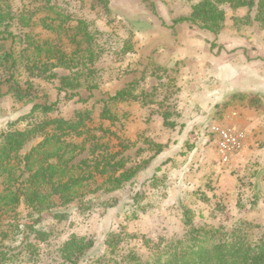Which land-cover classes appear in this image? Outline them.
<instances>
[{"label":"rangeland","instance_id":"374dc122","mask_svg":"<svg viewBox=\"0 0 264 264\" xmlns=\"http://www.w3.org/2000/svg\"><path fill=\"white\" fill-rule=\"evenodd\" d=\"M198 1L109 0L107 8L95 0H51L73 24L86 21L98 49L99 87L86 102L59 95L56 79L25 70L19 79L23 88L31 86L30 94L18 99L9 92L7 74L0 72V132L33 103L58 101L50 117L71 118L88 110L90 133L124 159V169H137L114 192L96 191L89 182L93 192L87 203L58 207L61 217L37 225L46 233L45 239L35 238V232L30 236L38 243L39 256L20 257L16 264H62L59 248L72 234L95 242L92 259L105 253L111 232L122 233L121 252L147 253L148 246L162 239L183 237L187 214L196 226L209 224L251 239L264 235V24L254 19V9L220 3L226 18L216 33L190 23L173 25ZM2 4L10 5L16 18L37 7V25L21 30L16 19L12 30L58 40L42 27L43 17L52 15L43 7L45 0H0ZM10 44L0 42V54ZM228 71L230 94L228 83L224 86ZM68 73L58 71L59 76ZM129 82L134 95L110 104L117 118L101 117L105 99ZM82 95L89 93L82 89ZM40 119V112L29 113L25 123ZM214 124L245 131L242 149L228 162L219 158ZM40 138H30L20 155ZM21 211L26 213L24 205Z\"/></svg>","mask_w":264,"mask_h":264},{"label":"trees","instance_id":"16d2710c","mask_svg":"<svg viewBox=\"0 0 264 264\" xmlns=\"http://www.w3.org/2000/svg\"><path fill=\"white\" fill-rule=\"evenodd\" d=\"M95 1L108 8L109 0ZM220 3L254 9V19L264 24V0H199L189 15L174 19L173 25L190 23L216 33L226 18ZM43 7L52 10V15L43 17L42 27L57 34L59 45L54 37L12 30L16 19L21 30L23 26L37 25V7L16 18L10 5H0V42H11L9 49L0 54V72L7 74L6 82H11L9 92L18 99L30 94L31 86L23 88L19 79L25 70L32 76L56 79L59 95L64 93L68 99L86 102L99 87L101 77L93 35L85 20L73 24L68 14L54 9L51 0H45ZM61 69L69 73L59 76ZM82 89L88 91L87 98ZM133 95V82L116 90L105 99L101 117L115 120L110 104L129 100ZM57 104L58 101L33 103L27 114L0 132V264H16L20 257L36 260L39 246L32 242L31 233L45 239L46 233L36 226L50 217H61L58 207L85 205L88 194L93 192L89 189L91 182L96 184V191L114 192L137 173L133 167L124 169V159L90 133L88 110L77 111L71 118L50 117ZM36 112L43 119L25 123L29 113ZM36 135L41 136L38 143L20 155L19 151ZM23 205L25 214L21 211ZM185 217L188 229L183 237L162 239L148 246L147 253L135 249L121 252L122 233L111 232L105 240V253L94 259L89 255L95 242L76 234L63 242L58 254L62 264H264V235L251 239L248 234L227 233L209 224L196 226L191 215ZM11 241L18 243L13 245Z\"/></svg>","mask_w":264,"mask_h":264},{"label":"built area","instance_id":"2783aa9c","mask_svg":"<svg viewBox=\"0 0 264 264\" xmlns=\"http://www.w3.org/2000/svg\"><path fill=\"white\" fill-rule=\"evenodd\" d=\"M211 132L216 137V149L223 162H228L233 155L242 149L246 138L243 129L231 125L214 124L211 127Z\"/></svg>","mask_w":264,"mask_h":264},{"label":"crops","instance_id":"0c3cea01","mask_svg":"<svg viewBox=\"0 0 264 264\" xmlns=\"http://www.w3.org/2000/svg\"><path fill=\"white\" fill-rule=\"evenodd\" d=\"M226 67H227V66H226ZM228 67H230V69L232 68L231 65H228ZM228 67H227V69H228ZM230 72H231V71H228V75H229V76H226V77H225L226 79H228V81L226 80V82L224 83V86L228 83V84H227V85H228V86H227V87H228V94H230V93L232 92V90L229 89V83H230V81H231V74H232V73H230ZM220 73H221V72H220Z\"/></svg>","mask_w":264,"mask_h":264}]
</instances>
